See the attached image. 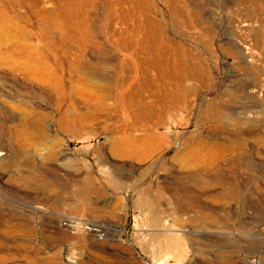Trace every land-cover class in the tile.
<instances>
[{
    "label": "rangeland",
    "instance_id": "1",
    "mask_svg": "<svg viewBox=\"0 0 264 264\" xmlns=\"http://www.w3.org/2000/svg\"><path fill=\"white\" fill-rule=\"evenodd\" d=\"M152 1L164 29L139 30L137 62L123 51L127 69L120 79L128 78V70L136 75L126 87L135 101H120L114 96L120 91H97L101 77L71 68L63 58L50 61L56 78L42 90L0 70V150L11 141L21 149L14 150L19 165H11L17 153L0 164V264H264V91L252 89L256 78L264 79V44L246 69L227 45L238 36L230 21L239 26L250 17L236 10L253 5L236 0L241 6L235 13L225 8L228 0ZM78 3L80 12L88 9L86 0ZM44 5L57 11L49 0ZM171 7L183 14L175 15V26ZM97 13V20L77 25L105 44L103 8ZM55 14L46 30H38L35 19H0V47L23 35L42 48L56 47L64 21ZM253 30L264 36V21ZM149 31L157 36L145 49ZM180 57L184 66L205 65L209 77L186 81L193 94L172 106L159 126L163 137L149 141L151 133L140 127H156L158 120L144 122L133 113L140 84L158 76L153 61L165 67ZM8 61L6 69L22 60ZM102 66L107 79L114 76L110 63ZM247 86L249 93L240 89ZM145 95L155 101L153 92ZM209 109L219 110L216 120H207ZM51 150L64 154L50 161ZM63 216L81 220L82 229L74 230ZM17 223L29 227L16 229ZM222 223L233 235L220 248L214 232ZM92 224L99 232L88 231Z\"/></svg>",
    "mask_w": 264,
    "mask_h": 264
},
{
    "label": "bare ground",
    "instance_id": "2",
    "mask_svg": "<svg viewBox=\"0 0 264 264\" xmlns=\"http://www.w3.org/2000/svg\"><path fill=\"white\" fill-rule=\"evenodd\" d=\"M49 1L57 5V11L51 13L46 10L44 0H0V19L7 20L10 17L6 12V9H8L14 14V18H12V16L10 17L12 19L22 20L24 23L30 22L31 19L37 20V22L41 24V28L38 30H46L45 24L55 23L53 21L55 16H57L55 13H58L64 21V24L61 27V30H64V33L62 37L56 40V47L50 46L47 48H42L38 44L30 42L26 35L10 41L5 46H2L3 48L0 47V70H2V73L5 76H8L10 79L21 77L24 79L23 82L26 85H29L30 88L35 86L42 90L44 86L48 85L51 80L56 78L55 71L50 65V61L53 60L57 63L61 58H63V62H66L71 68L73 66H77L78 68L84 69L87 73L93 76L101 77L102 83L96 85L97 91H104L110 95H114V91H120L119 96L114 95L115 97H118L120 101L124 102L125 99L127 101H135L134 94L127 93L126 87H132V85L136 82V75H133V72L128 70V78L123 77L120 79V76L123 75V71L125 70L127 64L126 59H123V51H129L131 53L129 55V59L127 60L136 61L140 58L141 52L140 48L137 50V47H140V45L134 39V37L138 34L139 30L164 29V18L162 17V14L158 8L154 5L153 1L86 0L85 6H87L88 9L83 10V12H80L79 9H77L80 7L79 5H81V3L77 4V2L80 0ZM241 2L242 3L239 4L243 5V3H249L253 6H246L244 9L240 8L236 11L240 13L244 11L249 14L250 17H248L247 20L240 22L239 26L230 21V24L238 27V29L236 28V30H238V36L230 40L227 45H230L233 49V56L236 64L240 68L246 69L248 63L257 61L258 57L256 48H259L264 44V36L257 32L254 33L253 30L255 26H258L259 23H263L264 21V0H242ZM166 3L168 4V2ZM236 5V0H228L225 4V8L230 12L236 13L234 8ZM100 7L103 8L102 18H104L106 22L105 28L106 30H109L107 33L109 36H106L104 40L105 44L96 41L99 35L95 36L92 32L82 31L81 26L77 25L79 23H83V26L84 20H97V11ZM169 13L171 24L172 26H175V15L180 14L181 16L183 14L182 12L174 10L172 7L169 10ZM158 16H161V18H158ZM120 26L121 28L118 29ZM18 29L23 31L25 30L23 26L19 27ZM118 30L131 31L124 32ZM129 32L132 33L131 38H127L125 35ZM147 34L151 37L142 43V46L147 47L145 49L152 48L153 45L151 46V41L155 40L157 36V34H155V32L153 33V31H149ZM39 35L50 37L45 31H39ZM106 42L111 43L112 48L110 50L106 47ZM11 58L22 61H14L12 65L6 69L5 63ZM182 60L183 58L180 57L178 62L173 64L166 63L165 67H163L164 64L157 62V60L153 61L151 67L157 70L158 76L153 79L151 84L146 82L140 84V95L138 96L140 106L138 109H135L133 113L137 117H140V119L144 122L148 117H150L151 120H154V118L158 120V126L149 127V130L145 126L140 127V130L149 131L151 133L148 137L149 141L155 142L163 137V134L159 132V126L165 125L166 115L170 114L172 106L175 104H184L185 101L189 100V96L193 94L195 88L186 86V81L198 78L201 80H206V77H209V71L205 68V65L202 64L194 67H190L188 65L184 66L182 65ZM109 63L114 69V76L107 79V75L103 74L104 71L102 65ZM5 70L6 72H3ZM167 79L173 83H167ZM261 81H264V79L262 80L260 77L254 80L252 83L253 91H264V84L260 83ZM259 84H261L262 88L259 86ZM170 86H176V89L172 91ZM118 87L119 90H117ZM240 89H243V91L247 93H249L251 90L249 86L243 88L240 87ZM148 91H151L155 94V101H148L145 95V93ZM250 109L251 108H247V110ZM217 110H206L207 120H216L219 116L218 114H220L216 112ZM262 112L264 113V110ZM23 124H27V121L24 120ZM4 144H2V146ZM15 149L17 152H21V149L11 141L7 148L5 147L0 150V164H3V161L8 159L11 154L15 155L17 153H15ZM62 154H64V152L61 150H51L48 152V157L50 161H55L59 155ZM34 155L31 156L30 159H35ZM17 157L18 158L16 159L13 156L14 159L12 161L13 163L11 164L12 167H14V164H18V159L20 160L18 153ZM2 179L3 177L0 176V183L2 182ZM30 207L35 211L51 213L54 216H61L56 211H48L38 206ZM63 217L70 219V222L74 223V230L78 231L82 229L83 226L81 225V220L67 216ZM97 226L98 225L92 224L91 227L88 228V231L99 232V230H96L95 228ZM15 227L16 229H24L28 228L29 226L23 223H17ZM177 231L179 230H161L162 233ZM214 234L219 236L216 238L218 239L216 243H218L220 248L226 247V245L223 246L222 243L229 241L233 235L225 223L218 225V230L215 231ZM44 236L45 235L43 234L42 237ZM100 236L104 235L100 234ZM173 240L174 239H171L172 242ZM0 259L3 258L0 257Z\"/></svg>",
    "mask_w": 264,
    "mask_h": 264
}]
</instances>
